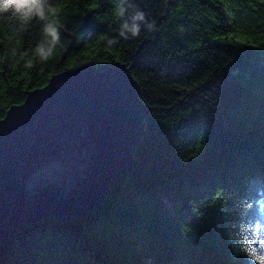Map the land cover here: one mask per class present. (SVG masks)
<instances>
[{"label": "trees", "instance_id": "16d2710c", "mask_svg": "<svg viewBox=\"0 0 264 264\" xmlns=\"http://www.w3.org/2000/svg\"><path fill=\"white\" fill-rule=\"evenodd\" d=\"M142 1L146 15L140 0L0 14V119L56 74L117 62L133 65L148 112L132 171L103 205L22 228L0 264H261L249 248L264 255L251 242L264 212V0ZM45 24L59 39L42 60Z\"/></svg>", "mask_w": 264, "mask_h": 264}, {"label": "water", "instance_id": "95a60500", "mask_svg": "<svg viewBox=\"0 0 264 264\" xmlns=\"http://www.w3.org/2000/svg\"><path fill=\"white\" fill-rule=\"evenodd\" d=\"M132 68L56 74L0 119V244L48 216L89 215L131 173L147 111Z\"/></svg>", "mask_w": 264, "mask_h": 264}, {"label": "clouds", "instance_id": "9594fccd", "mask_svg": "<svg viewBox=\"0 0 264 264\" xmlns=\"http://www.w3.org/2000/svg\"><path fill=\"white\" fill-rule=\"evenodd\" d=\"M49 6L44 0H0V14H10L21 22H29L34 17L44 18L46 10ZM128 26L125 25V28ZM131 34L134 36L138 33L139 27L133 26ZM44 32L52 37V42L42 43L36 48V52L42 60H47L52 55L55 42L59 39L58 30L51 24H45ZM125 35V32H121ZM112 41L109 40V43Z\"/></svg>", "mask_w": 264, "mask_h": 264}, {"label": "snow or ice", "instance_id": "6c2138e0", "mask_svg": "<svg viewBox=\"0 0 264 264\" xmlns=\"http://www.w3.org/2000/svg\"><path fill=\"white\" fill-rule=\"evenodd\" d=\"M260 208L264 210V202H260ZM253 233L251 236L252 243H258L262 250H264V212H261L258 216L253 228L251 229ZM250 254L253 259H258L261 264H264V255L257 256L255 248H249Z\"/></svg>", "mask_w": 264, "mask_h": 264}, {"label": "rangeland", "instance_id": "374dc122", "mask_svg": "<svg viewBox=\"0 0 264 264\" xmlns=\"http://www.w3.org/2000/svg\"><path fill=\"white\" fill-rule=\"evenodd\" d=\"M147 114H148V112L146 111V112H145V116H146ZM145 121H146V119L143 121V125H144V127H145V123H146Z\"/></svg>", "mask_w": 264, "mask_h": 264}]
</instances>
